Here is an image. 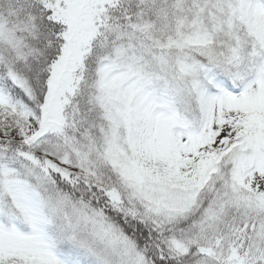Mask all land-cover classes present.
<instances>
[{"label":"snow or ice","instance_id":"6c2138e0","mask_svg":"<svg viewBox=\"0 0 264 264\" xmlns=\"http://www.w3.org/2000/svg\"><path fill=\"white\" fill-rule=\"evenodd\" d=\"M0 264H264V0H0Z\"/></svg>","mask_w":264,"mask_h":264}]
</instances>
